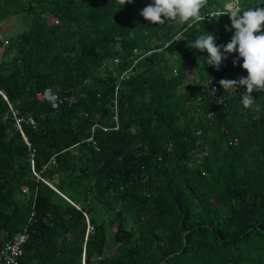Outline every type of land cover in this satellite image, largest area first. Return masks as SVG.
<instances>
[{
    "label": "trees",
    "instance_id": "16d2710c",
    "mask_svg": "<svg viewBox=\"0 0 264 264\" xmlns=\"http://www.w3.org/2000/svg\"><path fill=\"white\" fill-rule=\"evenodd\" d=\"M151 3L0 0L29 25L0 39V248L28 228L22 264H264V91L245 108L219 84L248 75L238 52L189 47L230 42L229 15L154 25Z\"/></svg>",
    "mask_w": 264,
    "mask_h": 264
},
{
    "label": "clouds",
    "instance_id": "9594fccd",
    "mask_svg": "<svg viewBox=\"0 0 264 264\" xmlns=\"http://www.w3.org/2000/svg\"><path fill=\"white\" fill-rule=\"evenodd\" d=\"M131 2L132 0H119L121 7ZM207 3L208 0H153V3L141 10L140 15L154 25H164L168 21L177 20L181 23H187L190 20L198 22L203 21L205 16L207 19H211L214 15L219 17L229 15L231 27L235 29L230 42L226 45H217L214 34L211 33L207 36H199L189 47L200 51L206 50L208 53L207 65L214 66L217 70L227 59L226 53L238 52L239 57L243 59L241 67L247 71L248 75L239 79H221L219 84L224 92L230 95H237V89L246 86V91L241 96V102L245 108H249L255 101L251 93L264 91V7L245 10L242 9L243 0H225L223 6L213 9L203 16L201 10ZM179 40L181 39L175 41ZM235 63L236 61H234ZM212 92L214 93L215 89ZM194 150L199 151L203 156L201 162L191 164L190 160ZM207 153L208 150L203 149L202 146L192 148L189 163L193 167L203 164ZM52 187L55 189L54 186Z\"/></svg>",
    "mask_w": 264,
    "mask_h": 264
},
{
    "label": "built area",
    "instance_id": "2783aa9c",
    "mask_svg": "<svg viewBox=\"0 0 264 264\" xmlns=\"http://www.w3.org/2000/svg\"><path fill=\"white\" fill-rule=\"evenodd\" d=\"M212 90L215 89V94L219 96V85L218 83H212ZM39 100L50 101L55 108H59L60 104V95L52 87H47L43 91L39 92L37 95ZM21 119L18 120L20 122ZM203 154L197 150L192 152V157L190 160L191 164L201 162ZM27 191V188L24 189ZM30 236V230L24 228L21 231H18L13 235L12 238H5L4 242L0 248V264H22L21 258L23 256V246L27 242V239Z\"/></svg>",
    "mask_w": 264,
    "mask_h": 264
},
{
    "label": "rangeland",
    "instance_id": "374dc122",
    "mask_svg": "<svg viewBox=\"0 0 264 264\" xmlns=\"http://www.w3.org/2000/svg\"><path fill=\"white\" fill-rule=\"evenodd\" d=\"M28 24L27 21L24 20V16L23 15H14L11 16L10 18L4 19L2 21H0V27H2V29L0 28V39L5 40L6 36H8L9 34H16L18 32H21L25 29L28 28ZM3 48L0 46V56L2 54ZM1 59V57H0ZM212 83L210 84V87H212ZM187 86H183V89H185Z\"/></svg>",
    "mask_w": 264,
    "mask_h": 264
},
{
    "label": "crops",
    "instance_id": "0c3cea01",
    "mask_svg": "<svg viewBox=\"0 0 264 264\" xmlns=\"http://www.w3.org/2000/svg\"><path fill=\"white\" fill-rule=\"evenodd\" d=\"M3 52V51H2ZM2 235L4 236L5 235V233H2Z\"/></svg>",
    "mask_w": 264,
    "mask_h": 264
}]
</instances>
